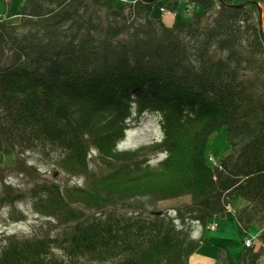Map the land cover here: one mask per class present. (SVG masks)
<instances>
[{"label":"trees","instance_id":"trees-1","mask_svg":"<svg viewBox=\"0 0 264 264\" xmlns=\"http://www.w3.org/2000/svg\"><path fill=\"white\" fill-rule=\"evenodd\" d=\"M7 1L8 16L0 17V160L37 151L69 183H39L34 197L37 213L65 232L10 236L0 264H63L51 250L62 238L68 257L80 262L192 264L209 239L195 240L186 218L179 227L176 218L140 214L153 197H190L191 222L213 231L218 217H232L244 236L259 228L237 259L221 247L215 264H264L258 7L192 0L204 13L190 22L177 14L168 27L154 12L160 0H27L16 22ZM146 111L161 115L164 139L119 150L117 141ZM223 127L231 152L212 168L208 143ZM153 152L166 154L156 166L148 163ZM128 204L133 211L122 213ZM234 205L237 213L228 209Z\"/></svg>","mask_w":264,"mask_h":264},{"label":"rangeland","instance_id":"rangeland-1","mask_svg":"<svg viewBox=\"0 0 264 264\" xmlns=\"http://www.w3.org/2000/svg\"><path fill=\"white\" fill-rule=\"evenodd\" d=\"M135 0H124L125 3ZM240 2L254 1L260 3L264 10V0H238ZM27 0H12L10 13L15 15L10 21L16 22L19 19L18 14H22L26 8ZM7 0H0V17H7L5 14L9 11ZM123 5V4H122ZM219 8H214L205 18L212 19ZM156 16L160 17L166 26L171 27L175 22L176 15L180 14L186 21H192L196 14L204 13L203 6L196 4L192 0H160L154 10ZM208 21V20H207ZM262 32V31H261ZM185 37V36H184ZM158 122L152 118L146 117L142 123L134 124L126 138L123 141L124 148L137 149L138 147H148L156 141L161 140V132L158 130ZM231 152L230 143L228 140L227 127H223L215 135H213L207 147V163L210 167H217L220 162ZM38 152H26L21 160L13 161L11 157H1L0 160V254L3 248L8 245L6 239L10 236L20 238H32L37 234H50L56 238L57 234H63L65 229L57 223V221L49 220V218L37 213L34 207L35 190L39 183L57 182L61 185H67L69 178L66 173H63L55 164ZM150 154V153H149ZM151 155V154H150ZM150 157V156H149ZM91 161L92 166L97 162ZM13 163V164H12ZM30 166V169L27 167ZM74 178V177H73ZM72 178V179H73ZM83 179L76 181L73 179L72 185L83 184ZM191 203L190 197L160 201L153 197L142 202L144 209L140 210V214L151 217L154 212L162 211L163 215L178 219L177 225L182 227L184 218L187 220V227L191 228V235L195 239L207 238L200 246L197 253L191 256L192 264H215V259L223 255L221 247L229 249L231 255L237 259L238 255L245 249V240L248 238H256L259 234V228L253 227L248 235L240 233L239 225L236 221L230 218L222 219L218 217L213 219L217 224L218 229L208 230L210 224L206 227L202 223L191 222L188 204ZM246 205L243 200L239 205ZM156 205V206H152ZM129 204L125 207H120L122 213L133 211L129 208ZM181 209L180 217L177 215V210ZM231 212L237 213L239 208L234 205L228 208ZM93 216L94 212H90ZM98 216V215H95ZM179 217V218H178ZM151 220L147 219L149 223ZM212 222V223H213ZM199 230V231H198ZM196 234V235H195ZM196 240V239H195ZM61 240L51 244L53 256L57 257L63 264H90L85 261H76L75 258L68 257L65 247L69 250V244ZM198 241V240H197ZM259 246V245H258ZM233 252V254H232ZM93 264V263H91ZM95 264V263H94Z\"/></svg>","mask_w":264,"mask_h":264},{"label":"water","instance_id":"water-1","mask_svg":"<svg viewBox=\"0 0 264 264\" xmlns=\"http://www.w3.org/2000/svg\"><path fill=\"white\" fill-rule=\"evenodd\" d=\"M151 2L153 1H158V0H149ZM248 3L256 5L259 9V25L262 31V34L264 36V10L262 8V6L260 5L259 2H254V1H247V2H242L240 4H237L236 7H244L245 5H247ZM163 212H155L154 215H162Z\"/></svg>","mask_w":264,"mask_h":264},{"label":"bare ground","instance_id":"bare-ground-1","mask_svg":"<svg viewBox=\"0 0 264 264\" xmlns=\"http://www.w3.org/2000/svg\"><path fill=\"white\" fill-rule=\"evenodd\" d=\"M208 230H212V228L211 227H209V229Z\"/></svg>","mask_w":264,"mask_h":264},{"label":"flooded vegetation","instance_id":"flooded-vegetation-1","mask_svg":"<svg viewBox=\"0 0 264 264\" xmlns=\"http://www.w3.org/2000/svg\"><path fill=\"white\" fill-rule=\"evenodd\" d=\"M259 2V1H258Z\"/></svg>","mask_w":264,"mask_h":264}]
</instances>
